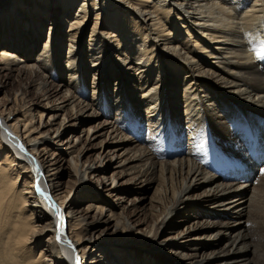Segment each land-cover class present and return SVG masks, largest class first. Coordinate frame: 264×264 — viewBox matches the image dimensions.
<instances>
[{
  "label": "bare ground",
  "instance_id": "bare-ground-1",
  "mask_svg": "<svg viewBox=\"0 0 264 264\" xmlns=\"http://www.w3.org/2000/svg\"><path fill=\"white\" fill-rule=\"evenodd\" d=\"M253 49L264 50V0H0V166L14 164L43 229L35 264H262L264 229L247 212L264 190V59ZM98 119V134L112 136L106 161L127 156L118 168L134 185L94 187L102 167H79L81 149L62 141ZM248 144L259 153L248 156ZM64 163L68 184L57 177ZM156 173L154 218L133 224L137 209L126 216L123 199L151 189Z\"/></svg>",
  "mask_w": 264,
  "mask_h": 264
},
{
  "label": "rangeland",
  "instance_id": "rangeland-1",
  "mask_svg": "<svg viewBox=\"0 0 264 264\" xmlns=\"http://www.w3.org/2000/svg\"><path fill=\"white\" fill-rule=\"evenodd\" d=\"M86 36L88 37L89 35L86 34ZM13 88L15 89L16 86L14 85L11 89L13 90ZM7 95H8L7 92H5L4 90H0V105L7 103L6 102ZM66 117H65V119H66L65 124L68 121L67 120L68 117L67 118ZM62 118H64V116H59V119L56 120L55 123H58V122L60 123V121H62ZM114 119H115L114 113H112L108 117L107 120L113 122ZM46 120L47 119H45V121ZM102 125H103L102 119H98V121H96V122L95 121L88 122V123H86L85 126L79 125L70 134L65 135V137H63L62 141H67V139L71 137L70 139H72L74 145H77L76 146L77 149H81L79 151L80 152L79 167L81 166V163L86 161V160H88V162L91 161L94 164L99 163L100 167H102V169H103L101 171L102 173L98 174L97 177L89 176L90 177L89 182H91V184L94 187L101 188V186L105 185V186H107V188H111L113 185L117 184L116 185L117 188H125L126 186L122 185V184L127 183V182L134 185L135 180L132 179V176L124 175L122 170L118 168V164H119L118 161L126 159L127 156L126 157H120L119 159L116 158L113 162H111L110 160L106 161L104 149L106 146V142H109L110 138H112V136H110V134H107V132H105L104 130L98 134L99 129H97V128H99ZM89 129H91L90 130L91 133L89 135H96L95 138L90 136L91 137L90 143L88 141H85L86 137H87V131ZM121 131H122V134L126 138L132 139L136 135V130L133 127H130L129 125H124L123 127H121ZM62 134H64V132ZM108 135H109V137H108ZM52 136H53V134H52ZM74 137L77 138L76 141H75ZM143 137H145L144 131H143V136L137 137L138 142H141L139 148L144 145V143H142V142H144ZM174 137L175 136L172 134V132H170L165 137H162L160 139V141L156 143V145L157 146L166 145V144L169 145L170 141ZM251 138H254V137H251ZM79 142H80V144H79ZM184 145H186V142H184ZM87 149H88L89 153L86 154L85 157H82L86 153ZM82 151H83V153H81ZM74 157H75V155H74ZM211 169L215 170L214 168H211ZM61 170L62 171H60L59 174L57 175V177L60 178L59 181L63 182L64 184H68L69 182L74 181V171H73L71 165H69L68 163H64ZM157 170L158 169H156L155 171L157 172ZM174 178H175L176 182L178 183L179 177L177 174ZM113 180H115V182L112 183ZM155 181H156L155 185H153V187L151 189H149L147 191L143 190V192H141V194L138 196H135L134 194H130L126 197L125 200L123 199L124 203L121 204L120 209L124 211L126 216L127 215H133L134 210H132V209L134 206H135L134 209H137V211L135 212V217L131 220V222L133 224H136L137 222H141L142 220L154 218L151 216L152 215V208L155 204V203H153V201L156 198L154 193H155V189H158L161 187V182L158 179V173H156V175H155ZM174 183H175V181H174ZM201 190L202 189H199L194 193L199 194ZM194 193H192V194H194ZM171 195L172 194L169 191V193L167 194V198L168 197L170 198ZM100 196H102L104 199L108 200L109 202L114 201V203H116V200L119 198V197H115V198L113 197V199H112V198L108 197L105 192H102V191H100ZM140 197L142 198V200L139 201ZM134 199L136 201H134ZM96 202L98 203L97 205H99V203H101L100 201H96ZM214 211H215V209H214ZM198 219L199 218H194V217H193V219H188L185 223L179 224L176 227V231H181V230L185 229V227H187V226H193V224L196 223ZM201 220H204V219L202 218ZM177 221H179L178 218H177ZM168 236H169V233H167V235H162L161 240L165 237H168ZM256 239H257V246L262 251H264V232L262 234H259L256 237ZM95 254H97V253H95ZM151 254H153V255L156 254L158 257L162 256V254L159 251H157V252L152 251ZM92 257L94 258V255ZM87 259L90 260L91 257H89ZM261 259H259V262L264 264V257Z\"/></svg>",
  "mask_w": 264,
  "mask_h": 264
},
{
  "label": "clouds",
  "instance_id": "clouds-1",
  "mask_svg": "<svg viewBox=\"0 0 264 264\" xmlns=\"http://www.w3.org/2000/svg\"><path fill=\"white\" fill-rule=\"evenodd\" d=\"M5 164L0 166V264H35L31 246L43 229L35 225L25 194L17 189L19 179L12 174L14 164ZM247 212L253 226L264 229V190L254 189Z\"/></svg>",
  "mask_w": 264,
  "mask_h": 264
},
{
  "label": "snow or ice",
  "instance_id": "snow-or-ice-1",
  "mask_svg": "<svg viewBox=\"0 0 264 264\" xmlns=\"http://www.w3.org/2000/svg\"><path fill=\"white\" fill-rule=\"evenodd\" d=\"M253 51H255L256 57L258 59H264V50H256V49H253ZM19 148H20V151L21 152H24L25 151L24 146L22 144L19 145ZM25 154L27 155V153H25ZM37 171H38V169H37ZM260 172H261L262 175H264V168L260 169ZM36 191L39 192L41 195H44V193L41 192L38 184H37V187H36ZM45 199L50 200L51 198L48 197V196H45ZM52 207L53 208H56V206L54 204L52 205ZM56 212H57V216L62 220V217H60V210H59V208H56ZM61 236H62V233L58 232V234L56 236L57 242H61ZM63 242L64 243H67L69 247H72V244H71L70 241H66L65 240ZM76 261H77V264H79V257L76 258Z\"/></svg>",
  "mask_w": 264,
  "mask_h": 264
}]
</instances>
